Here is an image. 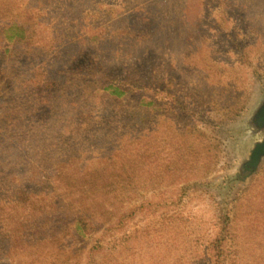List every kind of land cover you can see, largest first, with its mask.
Segmentation results:
<instances>
[{
  "label": "rangeland",
  "instance_id": "374dc122",
  "mask_svg": "<svg viewBox=\"0 0 264 264\" xmlns=\"http://www.w3.org/2000/svg\"><path fill=\"white\" fill-rule=\"evenodd\" d=\"M110 71L139 88L96 92ZM263 90L264 0H0V262L83 216L89 247L132 246L82 264H209L219 233L223 264H264V162L223 189Z\"/></svg>",
  "mask_w": 264,
  "mask_h": 264
},
{
  "label": "trees",
  "instance_id": "16d2710c",
  "mask_svg": "<svg viewBox=\"0 0 264 264\" xmlns=\"http://www.w3.org/2000/svg\"><path fill=\"white\" fill-rule=\"evenodd\" d=\"M5 34L9 40H13L15 38L23 39L26 37V30L23 25L14 23L5 30ZM138 83V78L131 76L119 78L110 71L109 74H103V76L98 80L95 79L93 84L94 86L96 85V92L106 95L109 98L119 100L124 95H127L129 88H139V86H137ZM16 199L21 198L18 197ZM97 228V224L90 223L85 219V217L80 216L76 219L72 229L76 239L72 242H75L78 245L70 246L68 248H65L64 246L59 251L54 252L51 250L47 251L40 257V259L37 260V262L34 260L26 261L18 259L14 261L0 262V264H82L84 259L89 257L91 252L98 250H101L106 254H111L113 251L118 252L119 247H123L124 242H127V246L125 248L123 247L124 249L121 250L120 253L131 249V236L128 234H125V236L121 238H113V242L111 243L112 245L109 247L102 246L99 249L93 248L94 246L89 247L90 242L86 243L85 239L88 235L92 236ZM99 242L102 241L100 240ZM226 243L227 241L221 233H219L214 240L210 242L209 246L206 247V256L209 264H223L227 260Z\"/></svg>",
  "mask_w": 264,
  "mask_h": 264
},
{
  "label": "water",
  "instance_id": "95a60500",
  "mask_svg": "<svg viewBox=\"0 0 264 264\" xmlns=\"http://www.w3.org/2000/svg\"><path fill=\"white\" fill-rule=\"evenodd\" d=\"M250 103L249 112L241 132L248 145L246 155L241 159L233 175L225 179L223 189L233 183H247L258 172L264 162V90Z\"/></svg>",
  "mask_w": 264,
  "mask_h": 264
}]
</instances>
